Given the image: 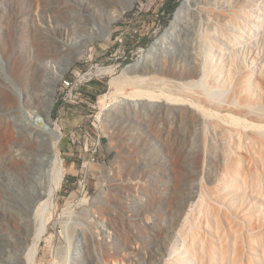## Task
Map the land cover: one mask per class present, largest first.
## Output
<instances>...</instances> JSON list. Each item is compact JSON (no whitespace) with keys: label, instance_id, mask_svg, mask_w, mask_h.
I'll list each match as a JSON object with an SVG mask.
<instances>
[{"label":"rangeland","instance_id":"374dc122","mask_svg":"<svg viewBox=\"0 0 264 264\" xmlns=\"http://www.w3.org/2000/svg\"><path fill=\"white\" fill-rule=\"evenodd\" d=\"M206 22L235 41L212 37L223 48L209 49ZM263 33L264 0H0V234L27 233L30 156L41 146L22 130L12 79L25 110L45 114L52 99L61 129L66 173L37 264H200L204 251L208 264H264V154L203 112L216 104L229 114L236 88L253 96L261 65L250 56L264 60ZM75 71L92 78L74 86ZM115 80L122 96L165 90L206 106L118 97L102 115ZM80 228L89 256L74 253Z\"/></svg>","mask_w":264,"mask_h":264},{"label":"bare ground","instance_id":"6f19581e","mask_svg":"<svg viewBox=\"0 0 264 264\" xmlns=\"http://www.w3.org/2000/svg\"><path fill=\"white\" fill-rule=\"evenodd\" d=\"M194 21L196 20H193V23ZM191 25L192 24L189 23L187 27H191ZM262 35L264 38V33ZM199 36L200 38H203V41L206 43L205 45H207L209 49L215 48L218 50L217 47H221V49L223 48L222 45L214 42L211 39L212 37H215L221 43L223 42L225 44L235 41V39H231L232 41H230L229 39L232 36L226 31L220 29L218 25L213 26L208 22L204 24V28L199 33ZM152 48H154V46H152ZM250 59H252V68L253 66L259 67L258 65H261V68L258 70L257 75L254 78V82L249 84V89H252L251 85L255 88L253 96L249 93L245 94L240 91L238 92V89L236 88L234 93L228 96V99L231 101L236 94L239 96L240 103L237 107H231V109H228L231 111L229 114L223 113L224 110L228 108L227 106L214 104V107L216 108L215 111L204 105L202 103L204 100H201L200 98H194L193 96L192 99H189L186 98L187 96L181 97L179 94L176 95L174 92L169 93L165 90L151 91L148 89H137L131 94H128V96H122L120 94L122 93V88L116 80L115 82L112 81L114 87L117 86L116 88L113 87L115 91H109L101 95L99 98V103L101 104L99 106L102 107L101 114L103 115L105 111L111 107L110 101H112V103L114 102L113 104L120 102L118 97H122L121 100L123 101H129L136 96H146L156 98L161 101L162 104H175L176 101L184 102L185 100H191V103L196 104L198 107L204 109L206 106V109L203 110L204 113L219 115V117L223 118L224 121H226L225 123L227 127L233 132L235 139H237V143H240L247 151L264 154V60L257 55H251ZM197 63L200 66L203 64L202 60H198ZM154 69L155 66L150 65L145 68V71L149 72ZM205 69L206 67H204V70ZM201 71L200 67H198L196 73L200 74ZM12 81V79L8 81V84L10 83L12 89L19 94V109L26 117L24 120L25 122L20 124L22 130L30 131L39 136L41 142L40 145L42 147L44 146L46 150L44 151L40 146L37 152L31 153L30 156L31 176L29 180L30 188L27 190L25 196L26 215L20 221V223L26 227L27 233L24 236L18 235L15 238L11 235L0 234V264H37L40 243L44 233L48 230L49 221L51 220L53 212L52 210L57 206L56 195L62 186L66 173V167L57 147L61 139V129L59 128V125H55L50 118V110L53 103L52 99L49 102L45 114H41L35 110L27 111L22 106V97H20L22 91L17 84L14 81V83H12ZM193 99H195L197 103L193 102ZM108 100H110L109 103H107ZM255 107H258L263 111L257 112ZM96 222L97 226H99L104 232L113 235V231L109 229V227H106L104 221L97 220ZM80 230L82 236L80 238L78 237L77 242H75V250L77 248L80 249L79 252L74 251L75 256L78 257L82 253L83 256L87 253L89 256V239L85 236V230L82 228H80ZM206 252L207 251H204L203 254L199 255L201 256L200 264H208ZM69 264L80 263L74 260ZM84 264H99V262L92 256H89L88 262L85 261ZM172 264H174V262H172Z\"/></svg>","mask_w":264,"mask_h":264},{"label":"built area","instance_id":"2783aa9c","mask_svg":"<svg viewBox=\"0 0 264 264\" xmlns=\"http://www.w3.org/2000/svg\"><path fill=\"white\" fill-rule=\"evenodd\" d=\"M75 74H76V76H77V81H76L75 85L72 84L71 81L66 80V81L64 82V88H69V87L74 88V86H79L80 83H82V79L86 78V76L89 75L88 72H87L86 74H81L79 71H75ZM89 77H90V79H91V78H92V75H89ZM73 85H74V86H73Z\"/></svg>","mask_w":264,"mask_h":264},{"label":"trees","instance_id":"16d2710c","mask_svg":"<svg viewBox=\"0 0 264 264\" xmlns=\"http://www.w3.org/2000/svg\"><path fill=\"white\" fill-rule=\"evenodd\" d=\"M175 7H176V4H173L169 9H167V12L169 14H172L175 11V9H176Z\"/></svg>","mask_w":264,"mask_h":264}]
</instances>
